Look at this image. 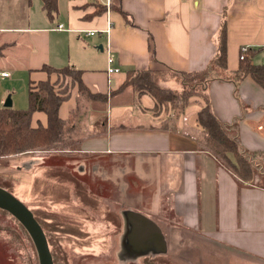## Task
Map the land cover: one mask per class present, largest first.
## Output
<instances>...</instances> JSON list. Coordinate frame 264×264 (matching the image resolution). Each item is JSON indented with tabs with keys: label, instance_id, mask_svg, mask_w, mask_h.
I'll return each instance as SVG.
<instances>
[{
	"label": "crops",
	"instance_id": "0c3cea01",
	"mask_svg": "<svg viewBox=\"0 0 264 264\" xmlns=\"http://www.w3.org/2000/svg\"><path fill=\"white\" fill-rule=\"evenodd\" d=\"M222 23L226 67L207 74L203 94L220 122L236 126L242 149L264 152V74L261 82L250 73L236 77L242 47L249 65L264 70V0H56L50 14L41 0H0V73L9 72L0 76V107L10 97L12 109H26L29 86L49 78L44 65L79 70L85 87L102 96L87 98L74 87L59 106L80 143L76 156L51 158L52 149L19 154L28 170L47 165L30 173L32 190H50L35 187L39 179L71 183L72 190L55 186L51 194L75 191L99 204L87 181L110 179L126 207L120 237L135 258L264 264V186L240 180L205 150L197 120L203 98L192 96L171 118L151 94L120 88L128 71L154 70L163 73L162 87L181 91L179 73L190 79L213 61ZM108 47L119 69L110 74ZM38 124H47L42 111L31 116V126ZM103 161L112 171L102 170ZM84 218L87 236L101 231L102 222Z\"/></svg>",
	"mask_w": 264,
	"mask_h": 264
},
{
	"label": "trees",
	"instance_id": "16d2710c",
	"mask_svg": "<svg viewBox=\"0 0 264 264\" xmlns=\"http://www.w3.org/2000/svg\"><path fill=\"white\" fill-rule=\"evenodd\" d=\"M41 1L43 8L49 14L56 10V0ZM114 8L121 11L118 5ZM225 31V25L222 23L217 54L207 69L217 68L223 71L226 67ZM42 68L70 78L81 95L91 99L102 98L100 95L92 94L85 87L79 70L68 65L60 68L44 65ZM207 69L204 74L207 73ZM173 72L174 75L177 74L175 71ZM247 73L253 74L261 82L264 70L261 67L249 65L245 58L239 71L236 72V77L241 79ZM162 74V72L154 70H130L126 73V79L120 88L131 86L137 92H147L154 97L157 105L170 104L173 113L184 110L189 104L191 93H201L200 96L205 101V105L198 111L197 120L204 132L203 144L205 150L240 180H252L257 185L264 186L261 182L262 179L255 173V169L264 172V152H248L242 149L236 141V126L222 123L214 116L208 100L203 94L207 79L200 82L191 81L184 73H179L178 76L181 77L183 88L181 92H178L159 84ZM57 83V81L51 82L47 79L44 82H39L36 87L29 86L28 107L26 109L14 110L11 107H0V157L22 154L40 148H51L54 144L59 145L60 149H79L78 139L70 136L72 135L73 126L62 120L58 114L59 106L68 98L70 90L67 87H55ZM68 84L70 83L67 82ZM35 111H42L46 114L47 124L45 126L41 124L36 127L31 126V116ZM0 188L15 195L10 184L1 179ZM0 212L7 211L0 209ZM32 213L45 233L53 264H69V254L66 249L57 243L52 244L50 242L52 236L48 233V230H45L36 214ZM19 225L24 229L20 223ZM154 260L162 261L163 258L146 257L143 259L147 263L157 262ZM164 261L166 260L164 259Z\"/></svg>",
	"mask_w": 264,
	"mask_h": 264
},
{
	"label": "rangeland",
	"instance_id": "374dc122",
	"mask_svg": "<svg viewBox=\"0 0 264 264\" xmlns=\"http://www.w3.org/2000/svg\"><path fill=\"white\" fill-rule=\"evenodd\" d=\"M43 70L46 75L49 76L48 80L51 82H58L55 87H67L68 90L74 87L77 89V86L71 82L70 78L50 72L47 69ZM222 72L223 71L217 68H209L206 74H204V71L193 74L190 80L200 82L209 78L207 74H220ZM167 75H169V73ZM50 78H52V80ZM46 80L47 79L41 81L44 82ZM41 81H37L34 86L36 87ZM67 82L70 84L67 85ZM181 86H183V84H181ZM181 91L179 90V92ZM190 95L191 98L192 96H200L201 93H191ZM200 99L202 100L201 97ZM166 108H168L166 112L171 118L181 113L172 114L173 109H171L170 104H167ZM47 149H52V153H49L51 158L76 156L78 154L76 150L60 149L57 144H54L51 148H40L24 153ZM102 163L103 167H106L102 169L103 171L108 172L111 170L108 163L105 161ZM28 168V163H25V161L20 158L19 154L0 157V179L9 183L12 192L15 194L14 196L36 214L45 230H48V233L52 236L50 242L52 244L57 243L61 245L62 248L66 249L69 254V264H174L173 261L167 262V259L163 256L160 257L163 258L162 261L154 260L157 262L153 263H147L143 261L144 258L140 259L137 256L135 258V255L133 256V245L125 244V238L120 237L122 231L121 225L123 226V213H121L123 207L121 208V206L125 207V205H120V198H118L119 196H117V192L113 186L115 181H111L110 179L100 180L96 183L95 181H92V183L90 180L87 181L92 187L95 186L93 191L96 190V193L101 195L99 204H101V207L105 210L101 211L97 209V205H99L98 201L93 203L92 201L82 200V197L75 191L70 195L60 193L55 196L51 194L52 191L54 192L52 187L55 186L63 190H72L73 184L71 183L69 187H67L53 180L39 179L35 187L45 188V186L48 185L50 190H48L47 194H38L41 189H39V191H35L36 189L32 190L31 185L33 184L31 175L36 172H44L47 165L42 163L31 170H28ZM104 173L105 172H102V174ZM255 173L258 174L262 179V184H264V172L262 173L260 169H255ZM246 182L255 183V181L252 180ZM110 208L113 211H109ZM84 215L91 216L95 220L102 222V229L98 234L90 233V236H87L86 232L88 228L85 225L86 221ZM114 221L115 223H113ZM141 247L143 248L145 245ZM190 248L188 251L189 254L192 252V247ZM164 259L166 261H164ZM0 264H39L37 251L32 239L19 225L18 221L7 212H0Z\"/></svg>",
	"mask_w": 264,
	"mask_h": 264
},
{
	"label": "water",
	"instance_id": "95a60500",
	"mask_svg": "<svg viewBox=\"0 0 264 264\" xmlns=\"http://www.w3.org/2000/svg\"><path fill=\"white\" fill-rule=\"evenodd\" d=\"M10 106V97H7L4 107ZM0 209L11 214L27 231L37 251L39 264H53L45 233L32 211L16 196L1 188Z\"/></svg>",
	"mask_w": 264,
	"mask_h": 264
},
{
	"label": "built area",
	"instance_id": "2783aa9c",
	"mask_svg": "<svg viewBox=\"0 0 264 264\" xmlns=\"http://www.w3.org/2000/svg\"><path fill=\"white\" fill-rule=\"evenodd\" d=\"M57 29L61 30V29H63V26L62 25H58ZM90 33L93 34L94 32H90ZM246 52H247V47H242L241 50H240V55H239L240 60L245 59ZM113 60L114 59H113L112 51L108 47L107 48V61H108L107 73L108 74L113 73V72H117L119 70L118 68L113 66ZM0 76L2 78L7 77V76H9V72H1Z\"/></svg>",
	"mask_w": 264,
	"mask_h": 264
}]
</instances>
